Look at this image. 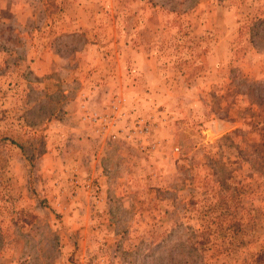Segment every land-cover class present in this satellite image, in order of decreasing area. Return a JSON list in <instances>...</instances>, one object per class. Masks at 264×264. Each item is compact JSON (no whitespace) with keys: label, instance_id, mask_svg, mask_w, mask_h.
<instances>
[{"label":"rangeland","instance_id":"obj_1","mask_svg":"<svg viewBox=\"0 0 264 264\" xmlns=\"http://www.w3.org/2000/svg\"><path fill=\"white\" fill-rule=\"evenodd\" d=\"M0 264H264V0H0Z\"/></svg>","mask_w":264,"mask_h":264}]
</instances>
